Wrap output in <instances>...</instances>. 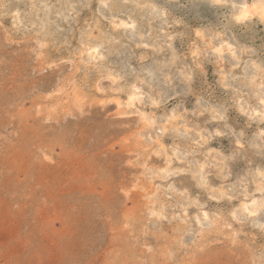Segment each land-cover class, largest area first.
<instances>
[{"label":"rangeland","instance_id":"374dc122","mask_svg":"<svg viewBox=\"0 0 264 264\" xmlns=\"http://www.w3.org/2000/svg\"><path fill=\"white\" fill-rule=\"evenodd\" d=\"M32 2L0 0L9 5L0 8V264H241L250 255L245 245L259 259L264 211L242 214V223L229 213L242 202H264V120L254 111L264 107V19L252 8L264 0H154V12L122 0H36L37 9ZM245 4L255 14L238 20ZM17 10L19 30L11 15ZM129 15L134 29L116 27ZM197 29L213 46L226 40L236 56L226 50L221 59ZM197 46L201 54L193 57ZM41 51L55 67L41 70ZM185 65L190 84L178 71ZM221 69L240 92L222 87ZM164 73L173 75L172 86ZM109 75L122 79L114 85ZM140 80L152 85H142L152 96L163 93L158 107L149 96L137 104L154 114L149 128L138 115H114L116 103H97L127 100ZM210 107L224 119L199 115ZM173 110L206 137L224 134L192 151L189 137L163 131ZM177 144L180 158L161 178ZM137 181L141 190L129 196ZM193 200L190 214L203 205L223 217L218 229L177 231L172 215ZM161 204L168 220L152 215Z\"/></svg>","mask_w":264,"mask_h":264},{"label":"clouds","instance_id":"9594fccd","mask_svg":"<svg viewBox=\"0 0 264 264\" xmlns=\"http://www.w3.org/2000/svg\"><path fill=\"white\" fill-rule=\"evenodd\" d=\"M123 3L125 4H131L134 6L135 9H139L141 11L144 10H151V11H156L157 10V4L154 2V0H122ZM170 3H175L178 2V0H169ZM216 3H226L227 0H215ZM8 3H2L0 4V8L3 9H7L8 8ZM45 7H48L47 4L44 5ZM107 6V4H106ZM32 8L33 9H37V3L36 0H33L32 2ZM254 9H256L260 15L261 18L264 19V3L258 4V5H254L253 6ZM4 15H7V12L3 13ZM151 14V13H149ZM255 12H250L249 9L247 7H245L244 11L237 17L238 20H243L244 18H246L249 15H254ZM11 15L15 18L14 22H13V27L17 30H19L21 24H22V20L20 19V12L17 11H13L11 12ZM161 15L163 16H167L168 12L167 10H161ZM179 23V22H178ZM115 24V21H114ZM137 25V21L133 18L132 15L128 16L127 20L121 21L119 24H116V27H127V28H135ZM5 31H7V29H5ZM195 35L197 37H199L202 40H206L207 41V45L206 47H209L212 49V51L216 54H218L221 59H223V56L225 54V51H229L231 52V54L233 56H236L235 50L233 49V46L231 44H229L226 40L221 42L219 45L217 46H213L212 40L208 39L205 35V32L203 30L197 29L195 32ZM220 35V34H218ZM9 39H11V37H9ZM96 51H99L98 49H96ZM201 48L199 46H197L193 51H192V56L193 57H199L201 54ZM39 60L41 62V70L44 71L46 69L49 68H53L56 66V62L52 61L49 62L46 58V54L41 51L39 53ZM176 57H174L173 59V63L175 62ZM201 65H199V63H197V67H200ZM239 65H233V68L238 67ZM187 65L184 66V68H180L178 69L180 75L184 78V82H188L189 84L191 83V81L193 80V76L191 71H186L187 69ZM259 67V66H257ZM260 73L261 75L259 76L260 79V84L259 87L261 89H264V68L260 69ZM149 75H153V73H149ZM230 75V73H225L223 71V69H221V85L223 88L225 89H233L236 92H240L241 91V87L240 86H236L234 87L233 84L228 83V76ZM107 79H111L113 84H117L122 77L119 76H113V75H109L108 77H106ZM173 75L171 73H164L163 74V83L165 85L168 86H172L173 84ZM233 80L238 79L237 77H232ZM257 79L256 76H253L251 78L252 82H255V80ZM144 84H148V87L151 89L152 85L150 83H148V81L146 80H140L138 84H133L131 86V92L128 94V98L127 100H120L118 98H114V99H101L99 101H97V103H99L102 106H106L109 103H116L117 104V111L114 113V115L116 116H133V115H138L140 117V120L142 122V124L144 125V128H149V127H153L156 123L154 118H150L151 116H154V114H149L146 112L141 111L139 108H137V104H143L144 102V98L146 96H149L151 98V104L154 107H158L161 103L160 99L158 98L159 95H162L163 93H158L157 96H152L151 92H145L142 85ZM112 92H121L124 89L122 88H112L110 89ZM98 91L100 92H104L105 90L100 88L98 89ZM258 95L261 96L260 99V103L261 105H264V94H260L258 93ZM201 97L197 98L196 103L200 104L201 102ZM129 109H136L135 112H130L128 111ZM243 110V109H242ZM188 110L185 109V112H187ZM205 111H210L213 113V115L211 116V120H217V119H224V117L222 115H219L218 110L215 107H210V108H206L202 111L199 112V115H204ZM255 115L260 116V118L262 120H264V107L259 108V109H255ZM181 121H183V123H181ZM174 130L179 136H185V137H189L191 139V149L192 151H196L198 148L203 147V144H207L209 139L212 138V135H223L224 133L220 130V129H216L214 134H210L209 136H204V131L205 129H201L199 126H191L190 122L186 119L185 117V113H177L175 110L172 111V113L167 117L165 124L163 126V131L165 133H167L169 130ZM144 129H140V132H142ZM195 133V136L198 137L197 138H192V134ZM261 135H264V129L261 130ZM137 141H141L144 139V137L142 135L138 133H136V137ZM157 142H159V138H157ZM203 142V143H202ZM239 143V142H238ZM242 146V145H241ZM165 146L163 144H161V148H164ZM179 151H180V145L177 144L176 147L173 149V154L171 156L168 157V166L166 168L160 169V172L165 173V175L161 178L166 179L168 175H171L172 173L169 171V169L171 168V164L173 161V158H177L179 159ZM209 151H213V150H209ZM191 154V153H188ZM156 155H160L159 152L156 153ZM129 164H135V161H129ZM143 167L146 169V172H151V169L147 168V164L145 163L143 165ZM202 169L204 167H206V165H201ZM178 171H182V170H178ZM262 175H264V173H262ZM173 192H177V189H175L172 185L169 186ZM141 190L140 188V182L137 181V184L132 185L131 188H129L127 190V194L129 196L132 195V193ZM156 193H153V196H155ZM179 196H184L183 192H178ZM223 195H227L226 193L222 194ZM212 199H218L217 197L213 196ZM229 199H232L231 197H229ZM198 203V201L193 200L191 202V204H186V205H182V211L175 213L172 215L171 219L172 220H176L179 219L180 221V225L177 228V231H185V228H187L188 232H191L193 230V226L197 225L199 226V232L201 234L209 232L211 229H218L221 221L223 220V217L220 214H211L209 211L206 210L205 206L201 205L198 209V211L194 214H190V208H192L193 206H195ZM256 201H252V205H256ZM166 207L167 205L165 204H161L159 210L152 212L153 216H156L157 219L160 220H168L169 216L166 213ZM260 211H264V202L260 203V205L258 207H252L250 206L248 203H244L242 202L240 206L234 208L231 210V212L229 213V215L236 221L241 222L240 221V216L242 214L247 213L250 216H256ZM224 227L227 228H231L232 225L231 224H225ZM259 227L264 230V223L260 224ZM187 234V233H186ZM262 248H264V245L261 246ZM246 250L248 251V253L250 254L247 260H243L241 261V264H264V254L261 255V257L258 259L255 254H254V250L248 246L245 245Z\"/></svg>","mask_w":264,"mask_h":264},{"label":"bare ground","instance_id":"6f19581e","mask_svg":"<svg viewBox=\"0 0 264 264\" xmlns=\"http://www.w3.org/2000/svg\"><path fill=\"white\" fill-rule=\"evenodd\" d=\"M246 5V4H245ZM246 7H247V5H246ZM249 7V6H248ZM253 8V7H252ZM244 9H245V7H244ZM244 9L242 10V12L244 11ZM250 10V9H249ZM251 11V10H250ZM248 17V16H247Z\"/></svg>","mask_w":264,"mask_h":264}]
</instances>
